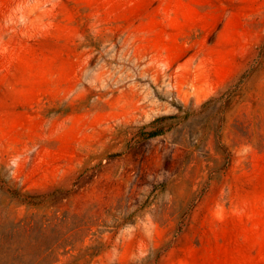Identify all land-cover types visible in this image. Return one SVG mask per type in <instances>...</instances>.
<instances>
[{
	"label": "rangeland",
	"instance_id": "rangeland-1",
	"mask_svg": "<svg viewBox=\"0 0 264 264\" xmlns=\"http://www.w3.org/2000/svg\"><path fill=\"white\" fill-rule=\"evenodd\" d=\"M0 264H264V0H0Z\"/></svg>",
	"mask_w": 264,
	"mask_h": 264
},
{
	"label": "trees",
	"instance_id": "trees-1",
	"mask_svg": "<svg viewBox=\"0 0 264 264\" xmlns=\"http://www.w3.org/2000/svg\"><path fill=\"white\" fill-rule=\"evenodd\" d=\"M154 135H158L157 133H154Z\"/></svg>",
	"mask_w": 264,
	"mask_h": 264
}]
</instances>
